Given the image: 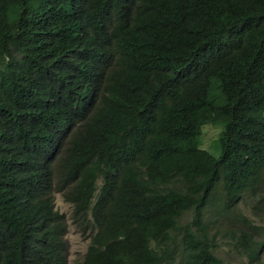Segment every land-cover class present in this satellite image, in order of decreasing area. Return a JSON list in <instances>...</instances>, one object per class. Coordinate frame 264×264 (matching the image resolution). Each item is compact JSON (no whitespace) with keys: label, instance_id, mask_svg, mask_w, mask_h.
<instances>
[{"label":"trees","instance_id":"obj_1","mask_svg":"<svg viewBox=\"0 0 264 264\" xmlns=\"http://www.w3.org/2000/svg\"><path fill=\"white\" fill-rule=\"evenodd\" d=\"M56 192L74 264L257 259L264 0H0V264H69Z\"/></svg>","mask_w":264,"mask_h":264},{"label":"rangeland","instance_id":"obj_2","mask_svg":"<svg viewBox=\"0 0 264 264\" xmlns=\"http://www.w3.org/2000/svg\"><path fill=\"white\" fill-rule=\"evenodd\" d=\"M219 133V127L212 124H207L202 130V147L211 150L214 142L217 139ZM262 199V201H259ZM259 201V202H257ZM54 208L59 212L63 213L67 222V233L64 236V240L67 244L68 249V263L74 264L83 255L90 239L87 233H81L79 228L76 227L71 219L72 207L71 204L64 200V198L59 193L54 194L53 199ZM237 207L241 209V213L246 214L259 222V224L264 225V194L258 196H251L247 194L245 196H239L237 198ZM222 222V220H220ZM188 223V217L184 215L180 219V224ZM220 224V226H222ZM228 238L222 239L221 242L224 243ZM223 247H228V245L222 244ZM258 245L255 246V248ZM263 251L259 253L257 259L252 260L249 254L242 249L239 250H229L223 252H217V256L222 259L224 264H253L255 262L259 264H264V246Z\"/></svg>","mask_w":264,"mask_h":264},{"label":"clouds","instance_id":"obj_3","mask_svg":"<svg viewBox=\"0 0 264 264\" xmlns=\"http://www.w3.org/2000/svg\"><path fill=\"white\" fill-rule=\"evenodd\" d=\"M5 64H6V66L8 67V68H11V64L12 63H10V62H8V60L5 62ZM96 186L98 187V190L100 189V187L102 186V179L101 178H99V179H97V181H96ZM56 193H59V194H62L61 192H56ZM62 196V195H61ZM63 197V196H62ZM64 198V197H63ZM53 199H54V196H53ZM53 199H52V201H53ZM68 202V201H67ZM70 203V202H69ZM71 204V203H70ZM71 207H72V205H71ZM53 209L55 210V211H58L56 208H54V205H53ZM61 213V212H60ZM71 219H72V217H71ZM72 222H73V219H72ZM225 238H228V240L227 241H225L224 243H222L221 242V240L222 239H225ZM258 238V240L260 241V240H262V237H257ZM222 239H220L219 240V243H220V245H221V251L220 252H223V251H229L228 250V247L226 248V247H223L222 246V244H225V245H228V242H233V235H230V236H227V237H224V238H222ZM256 246V245H255ZM255 246H254V248H255ZM258 246H260V245H258ZM262 247L264 246V245H261ZM256 248H258V247H256ZM255 248V249H256ZM262 251H263V248H262ZM248 254H249V252H248ZM250 256V255H249ZM258 256H259V254H258ZM251 258V257H250ZM67 259H68V257H67ZM256 264H259V263H257V262H255ZM254 264V263H253Z\"/></svg>","mask_w":264,"mask_h":264}]
</instances>
